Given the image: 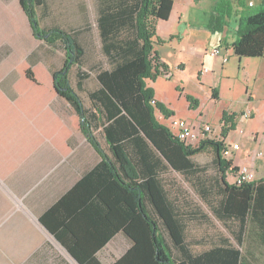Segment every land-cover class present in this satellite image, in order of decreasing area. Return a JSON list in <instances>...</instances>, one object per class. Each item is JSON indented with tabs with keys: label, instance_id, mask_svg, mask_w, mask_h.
I'll use <instances>...</instances> for the list:
<instances>
[{
	"label": "trees",
	"instance_id": "1",
	"mask_svg": "<svg viewBox=\"0 0 264 264\" xmlns=\"http://www.w3.org/2000/svg\"><path fill=\"white\" fill-rule=\"evenodd\" d=\"M44 1L18 0L33 37L52 48L61 46L62 67L50 72L39 62L19 64L14 89L16 104L26 103L30 97L40 98L49 107L55 98H62L72 108L70 124L64 126L52 114L59 130L58 134L48 133L47 139L66 155L70 151L66 141L77 131L99 155L100 161L93 170L57 203L61 207L75 196V210L80 206L82 212L75 213L72 221L84 220L87 230L96 234L93 238L87 232L85 241L90 245L75 243V248L70 249L72 256L79 264H89L87 259L101 264L95 253L121 232L133 245L115 264H239L241 254L233 249L231 240L233 237L238 244L245 231H252L256 217L249 219L248 211L252 202L256 208L264 204V177L240 186L227 184V173L237 172L238 168L232 159L222 156L225 143L202 139L196 147L187 146L156 119L155 112L168 119L173 116L172 111L157 101L151 105L154 90L146 82L169 74L154 49L159 41L156 24L170 17L173 0H89L92 10L85 15L84 27L72 33L43 25L40 9ZM260 1L255 9L238 15L230 0H217L207 18V29L220 33L238 15L233 43L238 58L263 56L264 0ZM87 44L92 45L89 52L85 49ZM84 59L95 60L88 67L94 74L89 85L85 80L91 75L82 70ZM80 81L89 87L82 96ZM186 100L192 107L191 98L186 96ZM222 121L224 139L234 124L225 116ZM100 140L106 143L109 155ZM142 141L155 149L169 173L154 165L155 169L149 171L156 172L147 179L129 175L134 165L130 151L141 152ZM200 153L212 154L211 164L217 172L214 179L204 177L207 166L195 163ZM141 158L140 163L145 164L146 157ZM179 178L189 183L193 180L198 187V205L190 203L178 187ZM213 181L218 187L210 184ZM213 202L217 203L214 207ZM207 217L221 223L230 235L224 239L210 235L205 245L194 240L192 231L198 221ZM93 223H97L95 230L90 226ZM66 226L76 237L73 227ZM197 246L203 249L199 252Z\"/></svg>",
	"mask_w": 264,
	"mask_h": 264
},
{
	"label": "crops",
	"instance_id": "2",
	"mask_svg": "<svg viewBox=\"0 0 264 264\" xmlns=\"http://www.w3.org/2000/svg\"><path fill=\"white\" fill-rule=\"evenodd\" d=\"M230 1L238 15L261 3L260 0ZM216 2L173 0L170 17L156 24L155 34L159 41L154 49L168 67L166 79L172 82L179 97L186 99L188 96L193 101L192 107L187 100L186 104L188 113L194 114L196 119L186 120L193 125H210L216 139L221 136L225 116L234 127L222 139L226 145L238 144V150L230 158L232 164L236 168L249 167L258 179L262 177L264 167V52L259 58H238L234 54L238 15L228 21L223 32L211 33L207 29V18ZM190 8L202 11L205 18L200 21L191 19ZM40 10L45 27H59L72 33L84 27L83 20L87 13H91L92 5L89 0H45ZM92 17L94 15L90 19ZM30 28L18 0H0V78L2 66L9 71L15 69L14 65L8 64L16 63L21 55L29 64L39 62L50 72L62 67L64 52L61 46L52 48L36 40ZM36 42L46 48L41 56L34 53L33 44ZM91 46L85 45L86 51L89 52ZM215 48L221 49V56L227 57L226 62L221 56L209 55ZM83 61L82 70L91 75L85 80L89 85L94 74L88 67L95 60ZM6 75L3 79L7 80ZM14 75L8 82H0V264H79L70 249L75 248V243L89 244L85 241L88 240L87 232L93 238L96 234L87 230L88 224L84 220L72 221L75 213L82 212L80 206L75 210V196L61 207H57V203L87 172L93 170L100 161L99 155L77 131H73L66 141L70 149L66 155L55 148L46 137L48 133L58 134L59 128L52 114L67 127L72 108L62 98H55L49 107L43 105L40 98L33 100L30 97L26 103L16 104L17 95L12 87L16 81ZM160 79L146 84L154 90L153 99L172 111L174 108L165 93L154 86ZM80 82L82 91L79 95L82 96L89 87L83 85L84 81ZM72 87L77 89L75 85ZM155 116L168 127L167 119L158 112ZM212 133L207 135L208 139ZM100 144L109 155L104 140H100ZM141 144V152L130 151L134 165L129 175L147 179L155 174L156 171H149L155 169L154 165L169 173L170 169L155 149L143 141ZM142 155L146 157L145 164L140 163ZM233 173H227L226 183L229 185L233 184ZM210 184L218 187L216 181ZM218 199L222 201L221 197L215 198ZM253 204L248 211L249 219L252 215L256 217L251 225L252 231H245L238 244L233 237L231 240L233 249L241 254L239 264H264V204L257 208ZM66 224L73 227L71 230L76 234V240ZM96 225L90 226L95 230ZM132 245V241L119 232L94 256L101 264H115ZM86 261L93 264L89 259Z\"/></svg>",
	"mask_w": 264,
	"mask_h": 264
},
{
	"label": "rangeland",
	"instance_id": "3",
	"mask_svg": "<svg viewBox=\"0 0 264 264\" xmlns=\"http://www.w3.org/2000/svg\"><path fill=\"white\" fill-rule=\"evenodd\" d=\"M191 10L188 11L189 15L191 16V19H195L196 21H200V20H203V18H205L202 11H198L195 9L194 10L191 9ZM33 48H34V53L37 56H41L42 53H44V51L46 50V48L42 44H39L38 42L33 44ZM52 50L55 51V49H52ZM59 52H61V51L59 50ZM16 60H17V61H15L16 63L11 62L10 64H8L10 66H13V65L15 66V69H12L11 71L5 69L4 66H2V71H1L2 75L0 78L1 79L0 82L2 80L4 82L5 81L8 82V79L13 75V73L15 74L14 76H15L16 81H17V79L19 78V74L16 72V67L19 64L25 63L27 60L26 61L24 60L23 55L18 57V59H16ZM8 71H9V74L6 75L8 73ZM12 71H13V73H12ZM4 75H6V77L8 78L7 80L3 79ZM161 78L162 79L156 81V84L154 86L157 88L158 91L165 93V98H167L168 101L172 104V106L174 108V110H172L173 111L172 114L174 115L173 118H177V119H187L188 118L191 120H195L196 118H195L194 114L192 115V114L188 113L186 99L184 97H179L178 92L173 88L172 82H170L168 79H166V77H161ZM16 81L12 84L13 88L15 86ZM10 86H11L10 84L7 85L8 88ZM165 122L168 123V121H165ZM214 136H215V133L214 134L212 133V136H210L211 139H209V140L219 141V139L218 138L215 139ZM220 138H222V137L220 136ZM205 139H208V138L206 137ZM200 140L197 143H195L193 145V147H196L197 144H199ZM212 159H213V156L211 153H205V154L200 153L199 155H197L195 157V160H194L197 165L207 166V171H206L204 177H207L210 179H214L215 176L217 177V174H216L217 172L215 170V167L211 164ZM262 171H263V169H262ZM235 175H236V173H233V176H235ZM229 179L231 180V178H229ZM190 183H192V184H190ZM190 183L189 182H183L179 178V181L177 184L179 185L178 187H180V189L184 190L185 196L188 200H190V203L198 205L199 199H198V196L196 194L198 187L196 188L194 186L193 180ZM198 222L199 223H198L197 228L192 231V233H193L192 236H193V239L196 240L197 242H200V244L201 243H203L204 245H205V243L208 244L209 239H210V235H215L216 238H222V239H224L226 235L227 236L230 235L229 230H227L221 223L213 220L210 217L201 219ZM202 249H203L202 246H200V247L197 246V250L199 252Z\"/></svg>",
	"mask_w": 264,
	"mask_h": 264
},
{
	"label": "built area",
	"instance_id": "4",
	"mask_svg": "<svg viewBox=\"0 0 264 264\" xmlns=\"http://www.w3.org/2000/svg\"><path fill=\"white\" fill-rule=\"evenodd\" d=\"M220 48H215L209 52V55L212 57L221 56ZM222 57V56H221ZM223 62L227 61V57H222ZM203 72H207L205 68L202 69ZM151 105H155V100H151ZM168 121V129L171 134L179 139L180 141L187 144V146L193 147L195 143H197L200 139L204 140L208 134L212 133V127L207 124H198L193 125L190 124L186 119H177L170 117L167 119ZM219 142H223L222 138H219ZM238 150V144L230 143L225 145L222 150V156L224 158L230 159L232 157L233 152ZM236 175L233 177V184L240 186L244 183H251L257 177L255 172L249 167H239ZM262 177H264V167L262 171Z\"/></svg>",
	"mask_w": 264,
	"mask_h": 264
}]
</instances>
